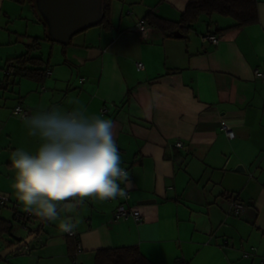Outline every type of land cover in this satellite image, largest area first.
<instances>
[{
    "label": "crops",
    "instance_id": "0c3cea01",
    "mask_svg": "<svg viewBox=\"0 0 264 264\" xmlns=\"http://www.w3.org/2000/svg\"><path fill=\"white\" fill-rule=\"evenodd\" d=\"M256 1L259 16L264 0ZM187 2L111 0L110 28L88 27L63 48L45 39L48 26L36 0H0V199L7 198L0 218L14 226V210L25 211L12 187L11 110L18 103L29 115L53 106L79 109L112 121L130 180L120 184L126 197H88L75 211L62 208L61 217L77 225L81 264H95L98 249L124 246L152 264H264V78L254 74L264 71V24L236 27L231 17L213 14L181 37L149 24L145 36L138 31L148 13L179 21ZM207 33L218 36L217 45L202 40ZM34 39L38 48L30 57L46 69L40 82L13 77L7 68ZM23 120L13 119L19 125L13 134L21 128V149L34 154L40 141ZM232 200L245 204L240 214ZM120 202L142 221L114 220ZM58 224L40 226L21 250L0 256V264H74ZM21 230L0 238V252L33 235Z\"/></svg>",
    "mask_w": 264,
    "mask_h": 264
},
{
    "label": "clouds",
    "instance_id": "9594fccd",
    "mask_svg": "<svg viewBox=\"0 0 264 264\" xmlns=\"http://www.w3.org/2000/svg\"><path fill=\"white\" fill-rule=\"evenodd\" d=\"M258 19L264 24V5L259 6ZM23 122L40 141L34 154L18 148L10 156L12 187L26 212L59 221L60 230L72 234L77 225L61 217L62 208L75 211L88 197H126L120 184H130L129 174L121 167L111 120L53 106L36 110Z\"/></svg>",
    "mask_w": 264,
    "mask_h": 264
},
{
    "label": "trees",
    "instance_id": "16d2710c",
    "mask_svg": "<svg viewBox=\"0 0 264 264\" xmlns=\"http://www.w3.org/2000/svg\"><path fill=\"white\" fill-rule=\"evenodd\" d=\"M14 2L23 4L29 0H13ZM110 4L111 0H102V14L99 21L95 25H101L104 28H110ZM213 14H219L223 16H229L235 20L236 27H244L250 24H254L258 21V11H257V1L256 0H188L184 11L182 12L179 21H171L161 18L152 13H148L144 19L147 20L149 25H152L159 29L164 34L169 36H174L175 32L184 35L188 28H192L193 25L202 16H211ZM45 39L54 40L50 37H45ZM38 39H34V43L30 45L27 49V53L12 59V65H7V68L13 71L14 76H23L35 79L36 81H42L46 74V69H42V61L30 57V53L38 48ZM66 47V45H62ZM9 77L6 75V83L9 82ZM9 84V83H8ZM22 214V216L17 219L15 214ZM28 212L19 211L17 209L13 212V218L18 223L25 221ZM32 217L31 220L34 222L35 219L40 220V222L34 224L33 234L39 232V227L43 226L49 221L43 220L34 214L29 213ZM14 226L12 221H7L0 218V238L3 235H11ZM29 233V234H31ZM21 241L17 240L16 242ZM78 241L76 237L67 236V246L68 253L71 258L74 257L76 246ZM13 243L9 244V246ZM95 264H152L145 257L141 255L138 249L134 246H124L116 248H103L98 249L95 252L94 257Z\"/></svg>",
    "mask_w": 264,
    "mask_h": 264
},
{
    "label": "water",
    "instance_id": "95a60500",
    "mask_svg": "<svg viewBox=\"0 0 264 264\" xmlns=\"http://www.w3.org/2000/svg\"><path fill=\"white\" fill-rule=\"evenodd\" d=\"M36 6L48 26L50 37L57 43L66 45L71 37L94 26L102 14V0H36ZM176 37L181 34L175 32ZM35 234L16 238L17 243L0 252L1 257L18 252L29 243Z\"/></svg>",
    "mask_w": 264,
    "mask_h": 264
},
{
    "label": "built area",
    "instance_id": "2783aa9c",
    "mask_svg": "<svg viewBox=\"0 0 264 264\" xmlns=\"http://www.w3.org/2000/svg\"><path fill=\"white\" fill-rule=\"evenodd\" d=\"M136 27H137L138 31L142 34V36H145L146 35V31H147V27H148L147 20L146 19L139 20V22L136 24ZM202 40L203 41H208V42H210L213 45H217L218 42H219V38H218L217 35L209 34V33L203 35L202 36ZM136 66H137L138 69L143 68V64L141 62H137ZM7 73L9 74L10 72L7 70ZM254 74H255L256 77L264 78V71H262L260 69H255L254 70ZM107 111H108L107 108H105V107L101 108V113L102 114H105ZM12 113L15 116H18L21 119H24L25 117L29 116L28 109L24 108L19 103L17 105H15V107L13 108ZM220 127H221L222 131L225 133V135L228 138L231 139V138L234 137V135H235L234 131L232 130L231 127H229L226 124L225 121H221ZM174 145L176 147H179V148H181L183 146L181 141H175ZM6 201H7V198H2V199H0V204L4 205L6 203ZM231 206H232L233 212L235 214H240L246 207L245 204H243L241 202H238V201H234V200H232ZM21 216H22V214H19V213L15 214V218H17V219H19ZM130 217H132L137 222H141L142 221L141 214H140V212L138 210H135V209H132V208L126 206L124 204V202H120L117 205V207L115 208L114 212H113V219L114 220H125V219H128ZM31 219H32V217L28 213L27 216H26L25 221H22V222L19 223L21 228L24 229L27 234H29L31 232H34L33 230H35L34 229L35 227H34V224H33L34 222H32L33 220H31ZM66 235L67 236H71V237H76L75 231H73L72 234L66 233ZM80 251H81V248H80V244L78 243L77 246H76L75 255L72 258L74 264H81L78 261V258H77V256L80 253ZM249 254L250 253H245L244 256H248Z\"/></svg>",
    "mask_w": 264,
    "mask_h": 264
},
{
    "label": "rangeland",
    "instance_id": "374dc122",
    "mask_svg": "<svg viewBox=\"0 0 264 264\" xmlns=\"http://www.w3.org/2000/svg\"><path fill=\"white\" fill-rule=\"evenodd\" d=\"M16 117H18V116L13 115L12 110H11V119H10L11 120V126H12L11 134L13 136V141L11 142V144L13 146V151H15V148L16 149L17 148H23L24 146H26L24 141H23V136L20 137V134H21L20 133V129L21 128H17L16 131H15V133H17L18 136L15 135V133L13 134V127H15V126L19 127V125L17 123L13 122V119H17L18 120L19 117L18 118H16ZM19 138L22 140V142L20 140H18ZM14 229H15L16 232L22 231L18 222L15 223Z\"/></svg>",
    "mask_w": 264,
    "mask_h": 264
}]
</instances>
